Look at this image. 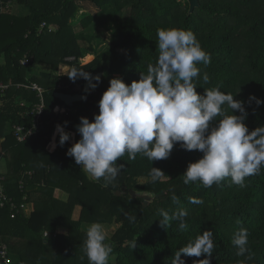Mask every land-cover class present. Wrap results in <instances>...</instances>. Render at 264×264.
Masks as SVG:
<instances>
[{
  "label": "trees",
  "instance_id": "16d2710c",
  "mask_svg": "<svg viewBox=\"0 0 264 264\" xmlns=\"http://www.w3.org/2000/svg\"><path fill=\"white\" fill-rule=\"evenodd\" d=\"M7 1L0 0V82L11 86L0 93V155L8 163L5 190L16 201L18 212L12 218L9 204L0 207V238L9 244L10 252L12 249L27 264H89L83 251V224L119 223L112 236H106L105 243L112 248L108 264H171L174 253L204 230L214 234L210 264H264V166L258 174L246 177L243 187L232 184L230 177L209 188L199 181L185 185L183 173L188 163L203 153L185 150L177 143L167 159L153 162L140 153L129 160L125 153L116 161L125 167L104 187L103 178L94 181L66 155L80 139V117L92 121L98 114V102L110 79L119 77L130 84L139 80L141 72L147 74L149 64L155 65L157 28L192 31L211 57L209 64L197 65L200 74L193 79L196 91L204 94L205 89L219 86L225 94L244 102L249 131L264 126V103L249 99L254 96L264 101V0H200L191 13L187 0H89L100 9L98 13L82 5L88 0H11L16 8H28L23 14L15 7L14 13L4 10ZM120 9L123 14L106 49H99L98 35L77 34V29H88L105 12ZM25 54L34 57L28 65L20 62ZM88 54L94 59L84 63ZM38 61L49 65V71L38 69L41 74L37 75L31 67ZM62 64L104 75L96 92L76 102L69 113L56 115V105H67L55 92L75 94L76 85L84 83L79 75L75 80L68 75L53 77L52 71ZM32 82L44 91L47 113L40 133L20 142L15 126H30L26 112L39 98L36 91L17 84ZM222 107L231 114L227 105ZM234 114L240 115L238 111ZM57 125L63 126L70 139L60 146L58 135L56 148L49 151ZM152 167L164 173L155 182L150 175ZM140 177L149 179L139 182ZM58 189L68 198H58ZM163 191L166 193L159 195ZM146 194L154 195L147 206ZM173 196L179 203H173ZM189 197L204 203L191 204ZM34 201L38 202L34 203L33 216L26 217L22 206ZM77 206L81 213L75 219ZM181 208L187 210L186 229L180 230L176 220L167 228L160 225L161 209L171 216ZM240 228L248 231L251 259L249 252L237 256L238 249L231 242ZM46 229L52 231L48 239L43 238ZM12 236L17 240L11 244L8 237ZM181 258L185 264H198L205 254L194 257L182 253Z\"/></svg>",
  "mask_w": 264,
  "mask_h": 264
},
{
  "label": "clouds",
  "instance_id": "9594fccd",
  "mask_svg": "<svg viewBox=\"0 0 264 264\" xmlns=\"http://www.w3.org/2000/svg\"><path fill=\"white\" fill-rule=\"evenodd\" d=\"M156 34L159 53L155 65L149 64L147 74L141 72L139 80L130 84L119 77L110 79L98 102V114H94L92 121L80 117L77 125L80 139L67 149L66 155L74 158L94 180L103 178L102 186L107 187L125 167L116 163L125 153L129 160H135L140 153L153 162L167 159L179 143L185 150L203 153L200 159L188 163L183 173L185 185L199 181L209 188L230 177L232 184L243 187L245 178L258 174L264 166V126L249 131L244 102L225 94L219 86L205 89L204 94L196 91L193 79L200 74L197 65L209 64L211 57L192 31L168 27L157 28ZM67 75L72 80L78 75L89 78L87 73L75 69ZM94 79L98 83L100 76ZM203 79L207 82L208 76L205 74ZM249 99L264 103L254 96ZM224 105L231 110L230 115ZM236 111L240 115L234 114ZM57 131L59 144L63 146L70 135L61 125H57ZM150 175L155 182L164 173L152 167ZM188 199L191 204L204 203L196 197ZM172 200L179 203L175 196ZM160 216L162 227L167 228L171 220H176L180 230L187 228L186 209L181 208L171 216L161 209ZM213 235L211 230L197 234L174 253L171 264H185L182 253L194 257L205 254L198 264H210L209 257L215 247ZM105 240L106 233L100 223L87 228L83 251L89 264H108L112 248ZM231 242L238 249L237 256L249 252L251 259L247 229L237 230Z\"/></svg>",
  "mask_w": 264,
  "mask_h": 264
},
{
  "label": "built area",
  "instance_id": "2783aa9c",
  "mask_svg": "<svg viewBox=\"0 0 264 264\" xmlns=\"http://www.w3.org/2000/svg\"><path fill=\"white\" fill-rule=\"evenodd\" d=\"M178 1L186 2V0H178ZM11 5H12V1L9 0L3 6V9L7 10L11 7ZM42 26H45V24H43ZM33 59H34L33 56H29L28 54H25L24 57L20 60V62L22 65H28ZM72 59L74 58H71V60ZM10 86H11V83L0 82V93L4 94ZM17 87H26V88L32 89L37 92V95L39 98L38 102L34 103L31 109L28 112H26L27 116L30 117L31 119L30 126L28 127L24 125L15 126V130H14L15 136L18 141L22 142V141L27 140L30 136L37 135L40 133L45 123V114L47 113V107H46V102L44 99V91L38 83L32 82L31 84H17ZM69 111H70L69 106L56 105V107L53 109V113L56 115H64V114L69 113ZM58 135H59V132L57 131V128H56L55 134L52 138L51 143H54L56 141V137ZM49 146H48V150L54 151L53 149H50ZM55 148L56 146L54 147V149ZM28 174L31 175L32 171H28ZM6 178H7L6 172L2 168V159L0 158V207L3 208L7 204H9L12 208L11 216L12 218H15L18 212L17 210L18 205L16 201L12 197L8 196V194L6 193V190H5ZM20 184H21L20 185L21 188L24 189L23 181ZM44 236L48 237L49 236L48 232H44ZM0 261L2 264L12 263L10 248L3 241H0ZM23 264H26V263H23Z\"/></svg>",
  "mask_w": 264,
  "mask_h": 264
},
{
  "label": "rangeland",
  "instance_id": "374dc122",
  "mask_svg": "<svg viewBox=\"0 0 264 264\" xmlns=\"http://www.w3.org/2000/svg\"><path fill=\"white\" fill-rule=\"evenodd\" d=\"M82 5H84L85 7H87V9L89 10V12H92V13H98L100 12L99 8L96 7L91 1H82L81 2ZM121 5V4H120ZM119 5V6H120ZM13 8H9L7 9V11H9L10 9L12 10V13H14V7L16 6V3L15 2H12V5H11ZM24 9V8H22ZM16 11V10H15ZM25 12H29L28 11V8L25 7ZM18 13H24V12H19ZM107 13V14H106ZM123 12L121 11V9L118 11V12H112L111 13V10L105 12V14L103 15V17L100 16V22L99 21H96L94 22L88 29H77V34H81V32H85L86 34H94V35H98L99 39H97L99 42H100V45H99V49L100 50H104L106 49L109 45H110V42H111V36H112V33H113V30L119 25V18L122 16ZM95 43H96V40H94ZM92 55V54H91ZM88 56V55H87ZM86 57V56H85ZM85 57L83 58V62L84 63H87L88 61L85 60ZM71 60V58H69ZM92 59H93V55H92ZM92 61V60H91ZM90 62V61H89ZM46 66H49V65H43L41 64L39 61L38 62H35L34 66L31 67L32 69H43L44 71H49L46 67ZM70 68H68L67 70H69ZM63 67L62 65H59V68L57 70H53L52 71V75L53 77H56L58 76V73L62 72ZM70 135V134H69ZM0 144H1V140H0ZM52 144V143H51ZM51 144H50V149H53L54 150V147L52 148L51 147ZM4 155H0V158L2 159ZM5 160H6V163H5ZM4 160V168L6 169L5 165L7 164V159L5 158ZM87 174V173H86ZM88 177H90L91 179H93L89 174H87ZM149 178H145V177H140L138 178V181L139 182H146ZM94 180V179H93ZM96 181V180H94ZM149 196H154L152 194H147ZM56 196L60 199H67L68 198V194L66 192H63L62 190L58 189L56 191ZM38 201H34L33 203H31V206H30V211L29 212H26L25 213V207H23L22 211L24 214H27L29 215L31 210H32V213L30 215V217L33 216V210H34V207H35V204ZM80 213H81V207L80 206H77L74 210V218L75 219H78L79 216H80ZM91 224L90 223H84L83 224V227H82V230L84 232L87 231V228L90 226ZM119 226V223H115L113 224L112 226H103V229L106 233V236L109 238L112 236V233L114 232V230ZM44 232H48L49 236L52 235V231L46 229L44 230ZM46 237L44 236V233H43V238L45 239H48L50 237Z\"/></svg>",
  "mask_w": 264,
  "mask_h": 264
},
{
  "label": "water",
  "instance_id": "95a60500",
  "mask_svg": "<svg viewBox=\"0 0 264 264\" xmlns=\"http://www.w3.org/2000/svg\"><path fill=\"white\" fill-rule=\"evenodd\" d=\"M189 3V11L190 13L193 12L197 7L200 6V0H187ZM84 73H87L89 75L88 79H85L84 76L79 75L81 78L84 79V83L80 84L78 83L75 87V90L77 93L71 94V93H64V92H55V95L61 99L67 106L72 107L76 102L85 100L82 97H86L92 93L97 91V82L95 81V77L97 75L100 76V79L103 77L104 72H92V71H85ZM95 84V87H92V85ZM166 192L163 191L159 195H164ZM119 194V192H118ZM135 194V193H134ZM152 196L144 195V205L147 206L148 203L152 200Z\"/></svg>",
  "mask_w": 264,
  "mask_h": 264
},
{
  "label": "crops",
  "instance_id": "0c3cea01",
  "mask_svg": "<svg viewBox=\"0 0 264 264\" xmlns=\"http://www.w3.org/2000/svg\"><path fill=\"white\" fill-rule=\"evenodd\" d=\"M14 2V1H13ZM23 7H15V10L16 11H19V12H24V13H26L25 12V8L24 9H22ZM11 10V9H10ZM7 11V10H6ZM23 14V13H22ZM88 56L90 57L89 58V60H88V62L89 61H91V60H93L94 59V56H93V59H92V55L91 54H88ZM87 62V63H88ZM69 67L70 69L69 70H62V72H60V73H58V76H60V75H67V74H71V72L73 71V68H72V66H69V65H63L62 64V67ZM36 74L37 75H40L41 74V71H39V70H37L36 69ZM53 145H54V147L57 145L56 144V141L54 142V143H52L51 144V147L53 148ZM4 160H5V157L3 156V158H2V168H3V170L6 172V171H8V163L5 165V167H6V169L4 168V164L6 163V160H5V163H4ZM31 203L32 202H30V203H27V204H25V205H23L22 207H25V213L26 212H29L30 211V206H31ZM31 213H32V210H31V212H30V214L29 215H27V214H24L26 217H30V215H31ZM9 238V240H10V242H11V244L13 243V242H15L17 239L15 238V237H8ZM4 239L3 238H0V241H3ZM3 242H5L8 246H9V244L4 240ZM9 248H10V246H9ZM11 264H23V263H26V262H23V261H21V259L19 258V256H17L16 254H14L13 252H12V249H11ZM27 264V263H26Z\"/></svg>",
  "mask_w": 264,
  "mask_h": 264
},
{
  "label": "bare ground",
  "instance_id": "6f19581e",
  "mask_svg": "<svg viewBox=\"0 0 264 264\" xmlns=\"http://www.w3.org/2000/svg\"><path fill=\"white\" fill-rule=\"evenodd\" d=\"M89 58H90L89 56H86V57H85V60H86V61H88V60H89Z\"/></svg>",
  "mask_w": 264,
  "mask_h": 264
}]
</instances>
